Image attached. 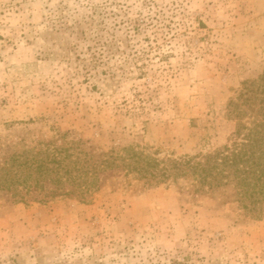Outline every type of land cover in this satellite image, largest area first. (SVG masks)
<instances>
[{"label":"rangeland","instance_id":"obj_1","mask_svg":"<svg viewBox=\"0 0 264 264\" xmlns=\"http://www.w3.org/2000/svg\"><path fill=\"white\" fill-rule=\"evenodd\" d=\"M263 72L264 0H0V161L79 140L214 152ZM46 196L0 192V264H264V204L244 209L234 182L118 169L87 201Z\"/></svg>","mask_w":264,"mask_h":264},{"label":"trees","instance_id":"obj_2","mask_svg":"<svg viewBox=\"0 0 264 264\" xmlns=\"http://www.w3.org/2000/svg\"><path fill=\"white\" fill-rule=\"evenodd\" d=\"M229 112L237 121L231 143L183 159L160 160L134 147L98 155L84 150L82 140L50 142L21 153L9 150L0 161V192L18 201L36 192L52 198L77 195L87 201L88 194L100 189L103 176L119 169L158 182L192 175L199 189L220 190L234 182L238 202L251 211L264 204V72L243 83Z\"/></svg>","mask_w":264,"mask_h":264}]
</instances>
